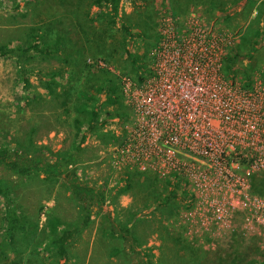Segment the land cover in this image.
Here are the masks:
<instances>
[{
	"label": "rangeland",
	"instance_id": "1",
	"mask_svg": "<svg viewBox=\"0 0 264 264\" xmlns=\"http://www.w3.org/2000/svg\"><path fill=\"white\" fill-rule=\"evenodd\" d=\"M2 2L0 45L11 49L30 42L39 30L41 41L63 34L67 50L52 55L30 54L24 60L29 70L26 75L18 70L14 58H0V139L22 153L36 152L46 159L72 155L70 167H76L81 179L103 187L105 192L103 210L93 208L89 223L75 233L69 247L70 257L57 264H140L141 258L152 264H246L250 259L264 260V186L261 192L254 189V181L264 176V156L253 149L246 154L242 148L264 147V105H255V111L248 106L247 113L241 111L240 118L227 123L228 112L227 109L223 112L220 91L216 90L214 97L208 91L207 81L196 76L202 69L194 67L195 74L180 79L183 89L188 91L187 109L190 114L200 112L211 117L212 137L230 153L229 166L225 168L216 159L198 156L191 150L179 154V159L191 167V177L181 171L161 174L116 166L112 154L135 116L116 72L100 70L97 56L91 54V48H96L97 43L103 45L105 40L104 46L115 48L116 52V58L107 62L139 82L131 58L122 47L129 45L139 63L150 70L153 60L150 49L157 33H161V19L170 15L169 5H177L179 20L184 23L178 30L183 37L190 33L191 20L198 21L213 36L219 35V31L233 34L238 46L235 51H239L241 58L231 61L235 65L233 71L225 66L229 60L223 59L222 64V73L232 87L242 86L249 76L251 86L262 83L264 88V78L258 70V66L264 65V40L261 50L248 58L245 55L250 44L243 39L247 26L256 25L250 22L251 16L246 17L248 9L252 17L257 15L255 9L251 10L256 4L244 11V0H228L209 12L203 5L186 4L184 0H123L120 9L123 19L133 31L149 35L130 39L125 38L118 24L108 30L110 24L106 19L100 22L93 14L95 6L89 8L93 21L85 22L84 29L89 31L85 37L76 28L75 18L57 15L63 6L53 0ZM83 3L86 9L89 0ZM90 30L98 37L97 43L92 41ZM255 30L258 29L254 26L252 31ZM71 46L76 55L70 54ZM149 75L147 71L145 76ZM107 79L119 85L117 103H109L106 94L97 89ZM251 94L252 99L231 102L244 108L249 101H256ZM172 95L183 96L176 91ZM84 102L100 108L99 122L93 129L89 128L87 114L79 110ZM83 133L86 137L77 148ZM11 177L15 203L28 227L18 230L15 244L10 245L3 238L0 215V264H31V261L35 264L37 256L42 264H55L41 246L51 230L45 223L56 216L68 226L77 225L85 212L82 202L72 195L61 177L46 174ZM172 188L177 194L167 197ZM2 207L0 198V210ZM108 217L121 224L130 222L136 248L141 253L128 252V244L109 233ZM114 248L119 249L117 254L111 253Z\"/></svg>",
	"mask_w": 264,
	"mask_h": 264
},
{
	"label": "built area",
	"instance_id": "2",
	"mask_svg": "<svg viewBox=\"0 0 264 264\" xmlns=\"http://www.w3.org/2000/svg\"><path fill=\"white\" fill-rule=\"evenodd\" d=\"M175 28V18L171 15H165L161 19L160 30L164 37L156 49L157 59L152 64L151 73L141 83L121 73L105 60L96 61L100 70L116 72L122 93L135 116L125 138L112 154L116 166L153 170L161 174L181 171L191 177V167L179 159L180 153L190 150L196 151L198 156L216 159L225 168L229 166L230 153L226 147L218 146L212 137L214 127L211 117L201 115L200 112L190 114L187 109L190 103L188 91L183 89L180 79L195 74L194 67L202 69L196 76L207 81L208 91L214 97L217 96L216 90L220 91L223 112L225 114V109L228 112L227 123L240 118L239 112L247 113L248 106L255 111V105H264L262 83L251 86L253 89L250 90L243 85L232 87V83H228L222 73L224 45L231 43L230 35L225 33L213 36L204 31L198 21L191 20V35L187 36L188 33L183 37L177 30V35L183 38L179 41L174 38ZM188 44L191 47H187ZM173 91L182 93L183 96L175 97L172 95ZM251 93L256 97L255 102L249 101L244 108H240L237 103L232 104L231 100L234 99H252ZM209 98L212 99L211 94ZM232 115L235 117H231ZM258 127L263 128L262 125ZM242 148L246 154L253 149L256 154L264 156V147L244 145Z\"/></svg>",
	"mask_w": 264,
	"mask_h": 264
},
{
	"label": "trees",
	"instance_id": "3",
	"mask_svg": "<svg viewBox=\"0 0 264 264\" xmlns=\"http://www.w3.org/2000/svg\"><path fill=\"white\" fill-rule=\"evenodd\" d=\"M122 1L123 0H89V5L86 9H84V0H53L54 3H59L63 6V10L60 11L61 13H58L57 15L75 18L74 20L76 22V28L82 34H84L85 37H87L89 34V31L87 29H84V27L86 26L85 22L92 19V14L90 15L89 8H93L94 6L96 7V10L93 11V14L100 18V22H102L103 18L106 19V21L110 24L109 27L107 26L108 30L109 28L112 29L113 27H116V24H118L117 27L123 32L125 38L126 36L130 39L135 38V36H149L148 34H145V31H143V33L141 31H133L131 25L127 23L125 19H123L120 13ZM184 2L186 4L190 2L192 4L193 2H195V4L203 5L205 10L211 12L212 10H214L215 6H221V4L223 6L228 3V0H184ZM2 3V0H0V8H2ZM236 4L237 3H235L234 6ZM255 4V8H251V10L255 9L257 15L252 17V13H250L249 9L247 10L246 8L251 7ZM242 8H244V11L247 10L246 17L251 16L250 18L252 20L250 22H255L256 25L254 26L258 29L252 31V28L254 26H247L246 33L243 36V39H247L248 43L250 44L249 52H247L245 56L251 58L253 57L255 51L257 52L261 50L264 40V0H244ZM168 9L170 15L175 18L176 28L174 31L176 33L174 34V38L180 41L183 38L177 35V30L178 26L184 25V23L179 20L181 19V17L179 16L180 13L177 12V10H179V7L177 5H169ZM54 20H58V18ZM90 31V34L92 35V41L97 43L98 37L95 36V33L92 30ZM219 32L221 36L224 34L222 31ZM39 35V30H36L33 34L34 38L32 41L16 44L11 49L7 45H0V58H14L18 64V70L22 74L26 75L29 70L24 65V60L28 59L31 56L30 54L52 55L60 51L66 52L67 46L65 45V36L63 34H56L55 38L49 41H41L38 38ZM190 35L191 33H189L187 36ZM163 37L164 36H162V33L158 32L156 35V39L151 46V59H153L151 62L152 64H154L155 59H157L156 49L160 46ZM230 37L232 38L231 43H227L224 45L227 47V51L226 53L224 51L223 59H225V62L229 60V64L225 63V66L233 71L232 67L235 65L231 61L233 60V58L238 59L241 58V56L238 50L235 51L238 46L235 45V39L233 38L232 33ZM104 45L105 40L103 45L97 43L96 48H91V54L96 55L97 60L108 61L110 58H116V52L113 51L115 48H109ZM124 45L122 48L131 58L133 67L136 69L138 81L142 82L144 79H146V72L148 71L149 73H151V69L147 70V68L141 65V63H139L138 61L137 56L131 50V47L129 45L124 47ZM230 50H234L233 53H230ZM69 52L70 54L76 55V51L72 46L69 47ZM258 70L261 72L260 77L264 78V65L258 66ZM24 80L28 81L27 77H25ZM247 80V82L243 83V87L247 88L248 90L253 89L251 87V83L249 82V76H247ZM97 89L98 91L106 94L109 103L119 102L118 95H116L119 89V85L113 80L107 79L105 84L98 86ZM79 110L87 114L89 128L93 129L99 122L100 108L98 107V105L97 107H94L91 104L84 102ZM78 121L80 120H77V122ZM85 137L86 135L83 133L81 140L77 145V148H80V143L85 139ZM240 161L244 162L245 160L240 159ZM72 162V155H69V157L61 155L55 159H46L44 158V156L36 152L22 153L18 148L10 147L7 143H4V141L0 139V198L3 205L2 209L0 210V215L2 220L3 238L5 239L6 243L10 245L15 244V233L18 230H24L28 227L25 216H23L18 205L15 203L13 192L14 181L11 176L21 177L46 174L53 177H61L69 185L72 195L76 199L80 200V202H82V206L85 212L82 219L77 225L68 226L66 223L61 222V220L56 216L49 218V220H47L45 224L47 227H51L50 235L45 241L41 243V246L44 252L54 258L55 264L60 262V260L62 259H68L70 257L69 247L71 242L75 238V233L89 223V221L91 220V213L93 211V208L96 207L103 210V206L105 204L104 188L101 186L92 185L81 179L80 175L77 172V168L70 167V164ZM263 177H259L254 181V189L256 192L262 191V188L264 186ZM176 194L177 193L175 189L172 188L168 192L167 197L175 196ZM59 224L61 225V228H58ZM108 227L109 233L111 235L121 238L128 244V252L141 253V251L136 248V238L132 234L130 222L121 224L119 221H117V219L108 217ZM118 252L119 249L117 248H114L111 251L112 254H117ZM40 259V256H37L35 264H42ZM138 263L152 264L150 260L142 258ZM31 264L34 263L31 261ZM246 264H264V260L261 261L257 259H250Z\"/></svg>",
	"mask_w": 264,
	"mask_h": 264
}]
</instances>
